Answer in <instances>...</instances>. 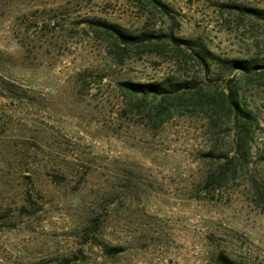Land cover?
<instances>
[{"label": "rangeland", "instance_id": "obj_1", "mask_svg": "<svg viewBox=\"0 0 264 264\" xmlns=\"http://www.w3.org/2000/svg\"><path fill=\"white\" fill-rule=\"evenodd\" d=\"M157 1L0 0V264H264V19L220 6L264 0ZM169 80L192 95L117 89Z\"/></svg>", "mask_w": 264, "mask_h": 264}, {"label": "trees", "instance_id": "obj_2", "mask_svg": "<svg viewBox=\"0 0 264 264\" xmlns=\"http://www.w3.org/2000/svg\"><path fill=\"white\" fill-rule=\"evenodd\" d=\"M152 7L154 9L161 10L164 14H167V6L161 3L157 0H152ZM221 8L229 10V11H237L241 15H247L257 18L264 19V10L262 9H256V8H250V7H243L238 5H220ZM84 24H86L90 29L99 31L111 39H113L116 42L122 43L126 46L129 45H136L137 43H143L146 41V39L152 38L151 35L146 36L145 34L141 35H130L126 33L121 27H119L116 24L109 23L107 21L103 20H96V19H86L82 21ZM166 38H169L172 42H174L178 47L181 45L188 46L189 50L193 51V60L196 63V65L199 68H203L204 70H209L210 68V62L208 58H212L213 54L210 53L206 49L197 48V44L193 42V40H183V39H176L173 37L172 34H168L164 36ZM157 38V37H156ZM159 38V37H158ZM194 48H197L196 52L194 51ZM214 61V58L212 59ZM220 64L222 66L229 68L230 70H240L242 72H249L250 69L255 68L251 64H249L247 61H240V60H221L218 59ZM264 68V66H263ZM117 89L123 93L127 94L132 97H139L141 100H145L146 98L150 97L152 99H160L163 100L167 99L170 100L171 98H179L183 95H192L191 90H193V85L189 83L188 81H166L162 83H156V82H150V83H134L130 81H122L117 83ZM225 106L227 111L231 114L233 111L241 112V121H243V124L249 123L250 116L247 113H244L240 110L237 102L233 99V94H225ZM166 112H169L166 110V107L159 103L158 105V117L160 116H166ZM164 118V117H163ZM235 119H238L236 116ZM164 120V119H163ZM242 135V134H240ZM212 154L208 153L206 154V157H210ZM113 252L119 253L121 252V249H114ZM217 261L219 264H237L230 258L226 257L223 254H219L217 257Z\"/></svg>", "mask_w": 264, "mask_h": 264}]
</instances>
